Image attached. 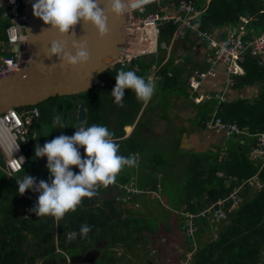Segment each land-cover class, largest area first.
Returning <instances> with one entry per match:
<instances>
[{
    "label": "trees",
    "instance_id": "16d2710c",
    "mask_svg": "<svg viewBox=\"0 0 264 264\" xmlns=\"http://www.w3.org/2000/svg\"><path fill=\"white\" fill-rule=\"evenodd\" d=\"M244 19L247 20L244 25V28H246L244 39H250L251 36L263 32L264 0H209L202 12L200 25L201 28L211 32L213 28L226 24L236 25ZM8 24V20L0 19V53L2 52V43L6 39L5 28ZM162 29L157 49L160 52L165 51L162 44L166 43ZM171 35L172 31L168 36L171 37ZM141 58L133 60L128 67L123 68L116 65L106 70L99 75L101 82L96 83L87 92L71 96L50 97L38 103L40 120L51 121L53 126L44 138L41 137L42 141L47 142L48 138L53 139L61 134L68 135L67 129H57L53 125L55 115L49 114V109L52 106H55L54 108L58 110L59 116H64V119L62 117L64 123L67 116L70 117V122L73 120L76 123V113L73 115L71 112L74 110L77 112L79 103L83 102L87 111L85 127L92 124L107 126L114 133V139L120 145V155L125 157L133 155L135 148L140 149L141 155L146 153L144 152L146 145H143L146 142L145 140L141 139L140 141L135 135L123 138L124 126L133 123L143 102L137 100L134 92L126 89L124 107H119L111 95L116 83L115 76L120 70L135 71L137 75L146 79L143 74L146 73L150 64L162 61L164 56H149L145 62L146 64L142 62ZM242 66L244 74L236 81L237 86L256 85L258 94L252 100L237 99L222 104L217 116L224 122L237 123L239 127L247 129L245 134L228 137L231 139L237 136L243 139V143L236 141L235 145L230 146L228 149V155L222 158H219V155L216 154L205 157L199 153L182 152L176 146H172V150H170L173 155L179 156L178 165L180 166L178 171L185 176V182L178 193L180 199L169 198L171 207L165 208L167 209L166 216L168 217L171 211L175 212L177 216L176 224L178 227H183L184 239L189 251L193 250L191 244L198 242L199 246L193 251L190 260L193 264L264 263V259H262V256H264V164L249 157L250 151L254 147L260 146L257 137L264 131V63H260L257 57L247 55ZM174 81L177 80H173L171 83ZM169 84L165 85V89H170ZM205 103L208 106L202 109L203 121L199 122L204 130L207 129L206 121L211 118L207 115L211 110V104ZM17 109L21 108L18 107ZM70 122L67 123L70 124ZM141 122V119L138 120L137 125ZM67 123L65 124L68 125ZM32 127L31 134L33 132ZM72 134L73 131L68 136ZM49 141L51 140L49 139ZM137 141L140 142L136 143ZM23 148L25 149V146ZM151 149L148 147L147 151ZM80 152L82 157L86 155L82 147ZM158 155L151 162L150 171H146L145 176L138 175L136 177L135 186L137 185L139 188L133 185L130 187L142 191L141 193L137 194L135 191L128 192L125 190L122 195L121 190V197L129 196V198L122 200L120 197L103 200L100 195L101 190L105 188L101 187L96 197L84 198L77 210L67 213L59 222V225L51 216L39 218L34 212L29 211L33 207L30 203L33 197L31 190H27L24 195H20L18 192L16 180L25 174L29 175L28 167H24V164L29 163V161L27 160L22 165L18 171L19 173H12L10 176H7L3 170V162L0 161V264H37V260L42 261L40 264H50L52 261L56 264H64L67 257L73 253L77 254L76 251L79 250L78 253H85L93 249L95 241L99 240L100 236L104 238L105 234L110 233L113 235L114 228L119 229L124 226V230L129 234L133 232V236L138 240L144 226H148L151 228L150 231H154L150 224L144 223L145 219L137 209H124L127 215L123 218L120 217L122 212L118 203L121 201L132 203L134 200H140L141 198L143 204L147 199V188L154 191L153 193L163 191L165 183L169 181L166 180V176L170 175L167 170L169 164L165 165L164 162L160 161ZM38 160L41 164L34 168V173L31 176L36 177L37 182L42 180L43 177V180L50 183L49 172L46 168L47 160L46 162L41 159ZM141 163L139 162L138 165L142 166ZM71 168L75 173L79 172L76 166H71ZM145 168L148 169V167ZM126 171H128V168L122 170L116 181L127 183L132 180L131 174ZM159 173L161 176H157ZM256 184L261 186L258 190L253 189ZM230 194H236L238 199L236 204L238 206L232 209L230 207L233 200L229 197ZM219 199L224 200L221 208L225 212L226 220L213 221L211 215L207 212L201 215L209 205L216 204ZM98 203L101 205L96 206ZM157 204L159 205L158 202ZM132 212H138L139 216L134 217ZM24 213H27V215L24 216ZM186 214L192 215L189 218L191 220L188 219ZM140 216L142 218L138 219ZM131 217L134 219V224L130 221ZM225 221L226 223L223 224ZM163 222L165 223V221ZM158 223L155 227L158 226ZM214 223L219 226L216 237H210L201 243L200 236L206 232L211 233ZM85 224L91 226V231L86 238L81 239L78 236L72 242L66 240L67 234L74 231L79 232L80 227ZM123 239L127 241L126 245L122 243L125 247H128V249H130L129 247L131 249L135 247V239ZM116 243L119 242L108 240L105 248L109 249Z\"/></svg>",
    "mask_w": 264,
    "mask_h": 264
},
{
    "label": "clouds",
    "instance_id": "9594fccd",
    "mask_svg": "<svg viewBox=\"0 0 264 264\" xmlns=\"http://www.w3.org/2000/svg\"><path fill=\"white\" fill-rule=\"evenodd\" d=\"M100 2L101 0H35L32 10L34 16L40 18L46 25H50V28L57 30L61 35L70 32L75 34L74 29L77 24H91L97 30L98 35L103 37L109 32V13L116 17H123L128 3L127 0H106V7H101ZM71 46L74 52L66 51L65 43L53 40L50 42L46 55L49 58L56 56L61 63L72 66L87 63L90 53L86 41L73 40ZM115 80L111 95L119 107H124L126 89L134 92L137 100L143 103H148L156 92L155 80H146L132 70H120ZM31 106H37V104ZM31 106L21 107V109ZM53 125L57 129L69 126L59 115L53 117ZM34 135L37 134L30 132L28 139ZM81 147L86 154L84 157L80 152ZM29 149L25 148L27 151ZM119 150L120 145L114 139V133L107 126L92 124L85 127L82 123L71 136L61 134L45 142L42 147L41 143L37 144L35 155L37 158L47 157L46 168L49 172L50 183L46 180L37 182L36 177L25 174L16 180L18 192L20 195H24L27 190L39 193L37 203L29 211L34 212L39 218L51 216L59 225L67 213L77 210L84 198L96 197L99 194V188L107 189L116 184L117 177L122 170L138 166L139 161L134 154L125 157L119 154ZM25 155L28 160L26 152ZM260 162L264 164V161ZM71 166H76L79 172L75 173ZM90 231L91 226L82 225L79 232L74 231L67 234L66 240L72 242L78 236L81 239L86 238ZM89 251L93 250L90 249L85 254ZM77 254L81 255V253ZM97 256L95 255L96 258ZM70 257L65 259L64 264H75L70 261Z\"/></svg>",
    "mask_w": 264,
    "mask_h": 264
},
{
    "label": "built area",
    "instance_id": "2783aa9c",
    "mask_svg": "<svg viewBox=\"0 0 264 264\" xmlns=\"http://www.w3.org/2000/svg\"><path fill=\"white\" fill-rule=\"evenodd\" d=\"M154 1L156 0L130 1V6L126 11V20L128 21L125 26L126 44L116 59L115 66L128 67L137 58L155 54L158 49L161 27L164 23H171L181 30L189 29L201 42L207 43L212 48V52L208 54L210 61L224 64L226 84L230 87L236 83L234 75L244 74L242 63L245 56L257 57L260 63H264V31L246 40L244 39L246 30L242 26L230 25L222 39L216 38L210 31L201 28L199 18L203 10L196 7L192 1L178 0L175 14L150 10L147 5ZM0 19L9 21L5 28L6 39L0 53V77H4L16 72L26 61L24 28L29 22V18L23 11L21 0H0ZM243 21L247 22L246 19ZM14 47L17 50H14ZM207 73L194 70L188 80L189 86L194 91H199ZM212 99H218V103L225 102L227 95L223 91L215 94L204 91L198 94L194 103L208 102ZM39 117L38 106L22 108L20 111L14 107L0 114V161L4 160L3 170L8 176L18 172L27 161L23 146L27 145L31 126L39 120ZM205 124L207 129L222 133L227 138L247 132L246 128L239 127L237 123L224 122L217 116V111ZM257 140L260 142V146L254 147L250 151V158L254 161H264V133L258 135ZM127 191L138 192L136 188H128ZM32 194L30 203L34 207L39 193L32 191ZM233 195L230 194L229 197L232 199ZM223 201L219 199L216 204L207 207L201 215L207 212L216 222L225 219V212L221 208ZM237 201H235V206ZM233 203L234 200L232 205ZM232 205L230 208L235 207ZM186 216L189 219L192 215L186 214Z\"/></svg>",
    "mask_w": 264,
    "mask_h": 264
},
{
    "label": "crops",
    "instance_id": "0c3cea01",
    "mask_svg": "<svg viewBox=\"0 0 264 264\" xmlns=\"http://www.w3.org/2000/svg\"><path fill=\"white\" fill-rule=\"evenodd\" d=\"M190 1H192L193 4L196 7L200 8L201 10H204L209 2V0H190ZM177 2L178 0H156L152 4L147 5V7L150 10L157 11L158 13L175 14L177 11ZM200 18H199V22H200ZM245 24L246 22L241 21L240 23L236 24V26L238 27L242 26L244 28ZM230 25L231 24L228 25L226 24L221 27L213 28L211 33L216 38L222 39L227 33L228 29L230 28ZM161 29H162L163 38L166 39V43L162 44V46L165 47V51H161V52L157 51V53L155 54L143 56L141 58L142 62L145 63L148 60L149 56L150 57L152 55L164 56V59L162 61L152 62L148 67L146 73L143 74L146 77V80L153 79L156 81V85H157L156 92L148 103H142L133 123L124 126L123 138L134 136L135 133L138 132L137 130L138 127L141 126L144 127V130L146 132L152 134L153 137H155V135L156 136L160 135L165 131H167L166 134L170 135L171 132L176 130V132H174L176 138H172L171 136H168L167 139L173 141L174 144L172 146H176L179 151L181 150L182 152L199 153L204 155L205 157L211 154L212 155L216 154L217 156L219 155V158L227 156L228 155L227 151L231 146L229 142L235 140V142L239 141L240 143H243V139L237 136L229 139L225 137L224 134L222 133H217L209 129L206 130L202 129L201 125L199 124L200 121H203L202 109L207 107L208 104H206L205 102L196 104L194 103V99L198 96L199 93L204 91L210 92L212 94L220 93L222 91L226 93L227 100L225 102L218 103L219 102L218 99H212L207 102L211 104L210 106L211 110L207 113L208 117L210 118L212 117V114L215 111L217 112L219 111L221 105L224 103H230L232 101H236L237 99L242 100L245 98L246 99H250L251 97L254 98L258 94L257 86L249 85V84L243 86H237V83H235L231 87L228 86L225 80L224 64L218 61L216 62L210 61L208 54L212 52V48L207 43L201 42L191 30L189 29L181 30L177 26L170 23H164ZM244 30H246V28H244ZM171 31H172V35L171 37H169L168 34ZM194 70L208 72L205 78L203 79L200 88L198 89L199 91H194L188 84L189 77L194 72ZM241 75L243 74L234 75L233 76L234 80L238 81ZM169 80L170 81L177 80L172 83L170 82L171 84H169V85H173L174 86L173 89L175 90L172 89L169 91V93H167L169 90L168 88L165 90V92H163L161 87L163 88L165 87V85L162 83H164V81H169ZM161 84L162 86H160ZM182 92L184 93V96L181 99H178L176 96L180 95ZM160 107H164L163 109H166L165 110L166 114L163 117H158L156 115L161 111ZM187 107H190L191 109L195 110V114L193 117H188V115L186 114L188 113L186 111ZM168 112H170V116L168 115ZM146 115H148V117L151 116L150 117L151 122L149 123L150 130H147L144 124H141L144 123L143 119ZM156 118H158V121L156 120ZM163 118L167 122L160 123V121H162ZM140 119L142 122L137 125L138 120ZM187 124H189V126ZM182 130L183 133L181 134ZM191 132L193 133L190 134ZM185 133L187 135H185ZM261 133H264V131ZM190 136L191 139H189ZM140 141H137L136 143ZM163 143L155 144L156 148H160L159 151L155 150L153 147L150 151H146V153L153 154L152 156L149 157L147 154H145L144 156H148L149 158L148 163L152 165L151 162L154 161L156 159L155 156L159 154L158 155L160 156L159 160L164 162L165 165L169 164V168L167 169L168 173L169 174H172V172L176 173L180 166L178 165L179 156L173 155L170 152V150H172V146H166ZM146 144L149 143L146 141L143 145ZM30 145H31V141L29 138L28 145L25 148L29 149ZM134 155L137 157L139 162H142L145 159V157L141 155L140 149L135 148ZM138 167L139 165L134 168L136 169ZM130 173L131 172H129V174ZM137 176L138 174L131 175L132 180H130L131 182L129 181L127 183H121L119 182V180L116 181V184L114 186H109L107 189H102L101 195L106 194L109 189H116L118 191V196L120 198L123 195V192H125V190L130 188L131 185L135 186L136 184L135 180ZM167 186H168V182L165 183L163 191H158L155 193H153L154 191L149 190V188H147L146 190L148 192V195L146 197L147 198L146 200L149 203H154L156 201L155 199H157L160 206L164 208L166 207L170 208L171 206L169 205V198H171V196H167L165 194V187L167 188ZM137 188L139 187L137 186ZM121 190H122L121 192L122 195L120 193ZM141 192L142 191L138 190L137 194ZM124 198L125 196L121 197L122 200ZM121 199L119 200L121 201ZM125 203L126 202L121 201L118 203L119 204L118 206L123 207ZM134 203L136 205L142 204L141 198L140 200L138 199H136V201L134 200L131 204ZM146 227L148 226L143 227L144 230H149L146 229ZM137 240L138 239H136L135 241ZM125 248L126 247L124 246V249ZM124 249L121 250L124 251Z\"/></svg>",
    "mask_w": 264,
    "mask_h": 264
},
{
    "label": "water",
    "instance_id": "95a60500",
    "mask_svg": "<svg viewBox=\"0 0 264 264\" xmlns=\"http://www.w3.org/2000/svg\"><path fill=\"white\" fill-rule=\"evenodd\" d=\"M21 3L23 11L29 18L24 28L26 61L16 72L0 77V114L10 108L36 105L50 97L87 92L98 82L100 74L115 66V61L126 44L125 15L116 17L109 13V32L103 37L98 35L91 24H77L74 29L75 34L70 32L61 35L33 15L32 4L35 0H21ZM100 6L106 7V0H101ZM53 40L65 43V50L72 52H74L71 46L73 40L86 41L90 59L87 63L72 66L61 63L56 56L49 58L46 55L47 49ZM14 50L17 48L14 47ZM86 118L85 104L80 102L73 134L82 123L85 124ZM40 143L41 135H34L28 154L29 162L37 159L35 148ZM39 159L46 161L47 157H39ZM117 196L116 189H109L100 198L107 200ZM89 253L87 252L86 255ZM80 256V254L72 255L70 261L78 264ZM83 259L87 260L88 256Z\"/></svg>",
    "mask_w": 264,
    "mask_h": 264
},
{
    "label": "rangeland",
    "instance_id": "374dc122",
    "mask_svg": "<svg viewBox=\"0 0 264 264\" xmlns=\"http://www.w3.org/2000/svg\"><path fill=\"white\" fill-rule=\"evenodd\" d=\"M130 1L131 0H127L128 3V8L130 6ZM127 8V9H128ZM148 9V8H147ZM125 20H126V13H125ZM126 22H128L126 20ZM158 44H159V40H158ZM101 81L98 80L97 83H100ZM171 81H166L165 83H162L164 85L169 84ZM162 84L160 86H162ZM174 88L173 85H170V89L168 90L167 93H169L170 90H172ZM161 89L163 90V92H165V87H161ZM161 96V95H160ZM184 96V93L182 92L180 95H177L176 97L178 99H181ZM63 97V96H60ZM253 97L250 98V100H252ZM55 106H52L49 109V114L51 115H59L58 114V110H56L54 108ZM161 111L159 113H157L156 115L158 117H163L166 113L165 110L163 109L164 107H160ZM187 112L186 113L188 115V117H193L195 114V110L191 109L190 107L186 108ZM153 110V109H151ZM150 110V111H151ZM56 112V113H55ZM76 111H72L71 114L75 115ZM149 115V114H148ZM148 115H146L143 119L142 124H144L145 128H147V130H150V125L149 123L151 122V116L148 117ZM168 115L170 116V112H168ZM61 116V115H60ZM64 119V116H61ZM147 119V120H146ZM156 120L158 121V118H156ZM160 120V118H159ZM69 123L70 122V117L67 116V118H65V123ZM163 122H167L164 118L162 119V121H160V123ZM67 123V124H68ZM76 123H74V121L72 120V122H70V124H68L69 126L66 127L65 129H67V134L69 135L70 133H72V131H74L73 127ZM157 124V123H154ZM189 126V124H187ZM52 123L51 121H47V120H37L34 122L33 125V134H41V136L44 138L45 134L50 130V128H52ZM64 131V130H63ZM167 131L161 133L160 135H155V137H153L152 134H150L149 132H146L144 130V127H138V133L135 134V136H137V138L139 139H144L145 141H147L149 144H146V148L144 149V152H146L149 149H151L152 147L159 151L160 148H156L155 144L156 143H163L166 146H172L174 144L173 141L167 139L168 136H171L172 138H176L175 137V133L176 130H174L173 132L170 133V135L166 134ZM149 133V134H148ZM193 132H191L190 134H192ZM51 135V134H50ZM49 135V136H50ZM185 135H187L185 133ZM196 135V134H195ZM189 139H191V136L189 137ZM32 140V136L30 137V141ZM49 141V138H48ZM46 141H41V147L44 145ZM231 146L235 145V140L229 142ZM26 154L28 156L29 154V150L26 151ZM147 154L149 157L152 156L153 154L150 153H144L142 155ZM148 156H144L145 159L142 161L141 165L138 168H128L129 171L126 172H131V175L134 174H138L140 176H145L147 174V172L150 171V167L152 165H150L148 163ZM39 159V158H38ZM35 160L34 162H27L26 164H24V167H28L29 169V175L31 176V174L34 173V168L37 167L39 164H41L39 162V160ZM4 163V160H1ZM46 162V161H45ZM145 165V166H144ZM4 166V164H3ZM145 167H148V169H146ZM147 171V172H146ZM168 175V174H166ZM158 176H160V174H158ZM166 180L168 181V186L167 188L165 187V194L167 196H171L174 200H179L180 199V195L178 194L180 191V189H182V185L185 182V176H183V174L181 172H179L177 170L176 173L170 174L169 176H166ZM252 181H254V179H252ZM261 186L256 184V187L253 188L254 190H258ZM153 194V193H152ZM164 196V194H163ZM125 198H127V196H125ZM166 199V198H165ZM232 199L234 200V203L232 205L235 206V201H237V197L236 194H234L232 196ZM156 201L154 203H149L147 200H145V202H143V204L140 205H136L131 204V202L126 201V203L124 204L123 207H119V209L121 210L122 214L120 217H125V215H127V213L124 211V209H128V210H139L140 215L145 219V223L150 224L154 231H149V230H144L141 233L140 239L141 241L137 240L135 243V247H133L131 249V247H129L130 249H128V247H126L124 249V245H126V240H124L123 238H126L128 240H132L135 239L136 237L133 236V232H131L129 234V232L125 231V227L121 226V228H114V233L113 235L109 234H105V237L102 238V236H100L97 240V242L95 241V247L92 249L93 251H97L100 252L101 255L96 259V264H193L191 263V259H192V253L194 250H196V248L199 246L198 242L196 241L195 243H192L191 245L193 246V250L189 251V249H187V243L185 241V237H184V230L183 227H178L176 222H177V216L175 214V212H170L168 217L166 216L167 213V209H165L164 207L160 206L157 204V199H155ZM101 204L98 203L96 204V206H100ZM238 206V205H237ZM236 206V207H237ZM86 208V207H84ZM92 209V208H91ZM232 209V208H230ZM134 214V217H138L139 213L138 212H132ZM27 213H24V216H26ZM139 217L138 219L142 218ZM132 218V217H131ZM160 221V223L157 222ZM226 220V219H225ZM133 224H134V219L132 218L130 220ZM165 221V223L163 222ZM144 222V221H143ZM158 223V226L155 227ZM225 222H223V224H225ZM221 224V223H220ZM222 224V225H223ZM154 225V226H153ZM150 226V227H151ZM218 224L214 223L213 224V230L211 233H204L203 235L200 236L199 240L201 243H203V241L208 240L210 237L215 238L216 234H217V230H218ZM146 229H150L149 227H146ZM129 234V235H128ZM136 235V234H135ZM111 236H113L114 238H112ZM116 238V239H115ZM97 239V238H96ZM108 240L111 241H118L119 243H116V245H112L109 249H106L105 246L108 243ZM93 241V242H94ZM123 243V244H122ZM121 249H124V251H122ZM77 253L79 252L76 251ZM132 253V255H131ZM112 254V256H111ZM74 255L71 254L70 256ZM262 259H264V256H262ZM42 261L37 260V264H40ZM50 264H54V262H51ZM257 264H264L263 262H258Z\"/></svg>",
    "mask_w": 264,
    "mask_h": 264
},
{
    "label": "flooded vegetation",
    "instance_id": "af4514ba",
    "mask_svg": "<svg viewBox=\"0 0 264 264\" xmlns=\"http://www.w3.org/2000/svg\"><path fill=\"white\" fill-rule=\"evenodd\" d=\"M49 139L52 140L51 137ZM41 141H42V139H41ZM89 252H90L89 255H86L85 253H81V256H80L81 259H80L79 264H96L95 262H96V259L100 256V252H97V251H92V252L89 251ZM95 255H98L97 258L94 257ZM85 256H88V259L84 261L83 258ZM54 264H56V263L54 262ZM75 264H77V263H75Z\"/></svg>",
    "mask_w": 264,
    "mask_h": 264
},
{
    "label": "bare ground",
    "instance_id": "6f19581e",
    "mask_svg": "<svg viewBox=\"0 0 264 264\" xmlns=\"http://www.w3.org/2000/svg\"><path fill=\"white\" fill-rule=\"evenodd\" d=\"M125 15V14H124ZM21 108V107H20ZM13 137V136H12ZM14 138V137H13ZM258 163V162H257ZM261 164V163H260ZM264 166V165H263ZM19 173V172H18ZM13 176V175H12ZM14 176H16V175H14ZM258 179V178H257ZM256 181V180H255ZM261 183V182H260ZM245 184V183H244ZM117 188V187H116ZM245 188V187H244ZM246 189V188H245Z\"/></svg>",
    "mask_w": 264,
    "mask_h": 264
}]
</instances>
